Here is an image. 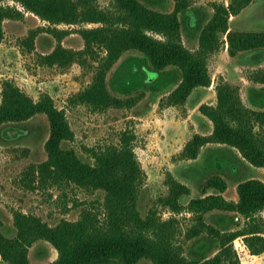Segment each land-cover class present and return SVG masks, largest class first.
<instances>
[{"label":"trees","instance_id":"trees-1","mask_svg":"<svg viewBox=\"0 0 264 264\" xmlns=\"http://www.w3.org/2000/svg\"><path fill=\"white\" fill-rule=\"evenodd\" d=\"M5 1L0 0V43L5 37V20L21 19L25 11L34 12L50 25L80 26L77 31L85 41L82 49L62 44V38L72 32L70 28L49 26L47 29L59 42L41 60L48 65L64 66L86 58L97 61L92 82L73 98L96 110L127 106L136 101L113 94L108 82L109 71L127 51L141 53L140 62L158 76L156 81L168 68L175 69L181 79L167 100L169 104H184L197 87L211 85L209 56L220 48L223 35L228 38L232 55L264 49V29H233L230 25L231 16L240 14L253 0H230L228 5L214 2L212 16L206 23H200L197 49L184 43L181 32L182 16L191 14L189 0H175L173 11L156 7H163L167 0H113L109 7H102L98 0H14L23 9ZM85 23L98 25L88 27ZM34 37L32 30L26 40L29 46L34 45ZM153 79L148 81L152 83ZM256 79L264 83V68L257 72ZM216 89L217 103L200 106L202 113L213 121V132L193 135L183 155L196 158L205 144L221 142L238 148L254 165L264 166V109L247 106L237 86L221 81ZM260 91L258 102L264 104V87ZM39 113H45L50 121V135L45 144L48 158L31 165L26 173H38L39 180L54 184L73 182L86 189L104 190V216L84 209L79 219H62L52 225L40 215L16 210L15 235H8L0 222V255L8 264H138L142 259H149L152 264H240L234 246L239 237L252 254L264 252V230L255 222L256 214L264 209V180L255 177L241 180L239 199L234 200L224 195L228 187L226 179L215 176L208 184L215 189L214 193L191 198L187 207L196 215L200 226L193 228L189 235L199 236L205 226L208 234L201 246L203 252L186 255L175 241L177 218L164 219L155 207L144 215L139 207L143 168L135 151L133 130L126 129L118 144L93 148V161L86 160L76 149L65 145L75 133L66 111L57 106L50 94L35 100L14 80H3L0 128ZM168 182L170 192L160 202L180 212L185 207L182 199L191 194V187L173 175ZM214 209L234 212L232 219L237 223L241 216L250 221L243 228L220 230L205 221V213ZM39 239H46L57 248L55 260L32 261L30 248Z\"/></svg>","mask_w":264,"mask_h":264},{"label":"rangeland","instance_id":"rangeland-1","mask_svg":"<svg viewBox=\"0 0 264 264\" xmlns=\"http://www.w3.org/2000/svg\"><path fill=\"white\" fill-rule=\"evenodd\" d=\"M102 7H109L113 0H98ZM189 15H184L182 38L191 49L199 47L200 23L204 24L214 12V2L230 0H189ZM5 3L17 4L14 0ZM175 0H167L157 8L173 11ZM199 15V19L196 16ZM205 16V17H204ZM204 17V19L202 18ZM202 18V19H201ZM97 26V23H85ZM231 28L245 30L264 29V0H253L242 12L231 16ZM70 28L71 33L62 38V44L73 49L85 47L83 36L77 31L79 25H50L32 11H25L21 19L7 18L4 22L5 37L0 43V102L2 82L14 80L35 100L50 94L57 106L66 111L74 130V138L65 142L86 160L93 161V148L118 144L126 129L136 134L134 147L143 168L139 187V207L144 215L153 207L158 208L164 219L175 216L178 220L176 243L186 255L203 252L208 227L203 233L190 237L189 233L200 223L187 207L193 197L214 193L208 187L210 180L221 176L228 183L224 195L228 199H239L238 185L247 178L264 180V166H257L247 160L241 151L221 142L205 144L196 158L183 155L187 142L196 133L209 135L213 132V121L200 110L203 103H217V85L227 82L239 87L243 102L251 108L264 109L258 97L264 83L256 79L257 72L264 68V49L241 51L232 55L226 35L221 46L209 56L212 83L208 87H197L184 104H169L167 97L177 86L181 77L173 68L165 75L151 81L154 72L140 62L141 53L127 51L108 73V82L113 94L136 100L127 106H110L96 110L92 106L75 102L74 95L88 86L95 72L97 61L86 58L69 65H48L41 56L52 52L58 38L47 28ZM35 31L34 45L26 42L31 31ZM158 37H162L157 34ZM50 135V121L45 113L18 122L7 123L0 128V222L8 235L17 232L14 224L16 210L35 213L52 225L62 219L77 220L84 209H90L103 218L105 191L80 187L73 182L54 184L39 180L36 173L26 171L48 158L45 147ZM173 175L191 187V194L184 196L185 207L180 212L160 202L170 192L169 177ZM30 184L35 186L29 187ZM234 212L214 209L205 213L207 224L220 230L243 228L250 220L239 217L234 221ZM255 222L264 230V209L255 216ZM234 246L240 256V264H264V252L252 254L243 238L235 239ZM215 251V249H214ZM214 255V252H211ZM30 257L35 263H46L58 257L57 248L46 239H39L30 248ZM0 264H8L0 255ZM138 264H152L142 259Z\"/></svg>","mask_w":264,"mask_h":264},{"label":"water","instance_id":"water-1","mask_svg":"<svg viewBox=\"0 0 264 264\" xmlns=\"http://www.w3.org/2000/svg\"><path fill=\"white\" fill-rule=\"evenodd\" d=\"M154 75H155V73L151 74V77H154ZM151 77H150V78H151Z\"/></svg>","mask_w":264,"mask_h":264},{"label":"crops","instance_id":"crops-1","mask_svg":"<svg viewBox=\"0 0 264 264\" xmlns=\"http://www.w3.org/2000/svg\"><path fill=\"white\" fill-rule=\"evenodd\" d=\"M234 200H238V198H235ZM255 255V254H254Z\"/></svg>","mask_w":264,"mask_h":264}]
</instances>
